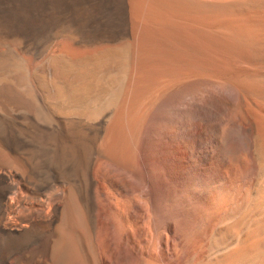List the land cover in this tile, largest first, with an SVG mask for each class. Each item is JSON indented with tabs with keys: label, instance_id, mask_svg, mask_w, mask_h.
I'll return each mask as SVG.
<instances>
[{
	"label": "bare ground",
	"instance_id": "bare-ground-1",
	"mask_svg": "<svg viewBox=\"0 0 264 264\" xmlns=\"http://www.w3.org/2000/svg\"><path fill=\"white\" fill-rule=\"evenodd\" d=\"M0 264H264V0H0Z\"/></svg>",
	"mask_w": 264,
	"mask_h": 264
},
{
	"label": "rangeland",
	"instance_id": "rangeland-1",
	"mask_svg": "<svg viewBox=\"0 0 264 264\" xmlns=\"http://www.w3.org/2000/svg\"><path fill=\"white\" fill-rule=\"evenodd\" d=\"M153 116L156 118H160L162 120V98L152 108L150 112V117L147 123L150 122V119ZM158 133H161V135L160 134L158 135ZM155 136H156V139L154 142H152L150 138L147 136V134L145 133V131H143L142 136L140 138V143H139L140 150L138 149L139 150L138 154L142 155L146 160V163H145L146 165L144 166V170L149 173L152 172L153 170H156L158 168L157 166H160L162 168V122L158 130L155 131ZM103 163L104 161L101 160L100 164L103 165ZM110 164L108 165L110 167H114L113 168L114 174L118 176L115 179L117 178L119 179L121 176H125L129 172V169H127L126 167L122 165H118L116 163H110ZM101 167L103 170L105 169L103 166ZM98 169H100V165H98L97 171ZM94 176L98 182V185L100 186L102 182V174L100 175L97 172H95ZM13 181H14V184L18 186L19 178L17 176L14 177ZM106 185H109V184H106ZM29 189L30 187L29 188L21 187L20 190L16 189L15 192L10 196V203L16 205V207H17L16 200L18 198V194L24 197L25 199L24 205L17 207L16 211L10 215V218L12 220H14L15 215H21L22 213L27 212L29 210L32 211V210L39 209L40 206L35 200H33V197H32L34 193L31 189L30 190ZM48 208H49V202L46 201L43 205V209L45 211H48Z\"/></svg>",
	"mask_w": 264,
	"mask_h": 264
}]
</instances>
